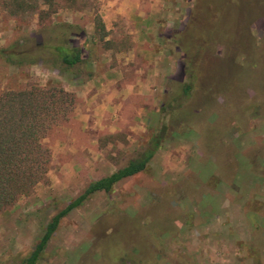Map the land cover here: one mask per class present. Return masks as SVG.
<instances>
[{"label":"rangeland","instance_id":"374dc122","mask_svg":"<svg viewBox=\"0 0 264 264\" xmlns=\"http://www.w3.org/2000/svg\"><path fill=\"white\" fill-rule=\"evenodd\" d=\"M79 1L60 2L46 22L76 25L70 42L83 44L84 63L16 67L0 55V93L57 83L74 94L41 139L43 178L0 211V264L17 263L54 213L137 157L161 124L144 170L68 211L35 264H264V0ZM95 15L129 45L104 48L91 35ZM22 35L37 38L36 15L0 4V48ZM189 61L203 90L171 108ZM88 102L119 108L78 119Z\"/></svg>","mask_w":264,"mask_h":264},{"label":"trees","instance_id":"16d2710c","mask_svg":"<svg viewBox=\"0 0 264 264\" xmlns=\"http://www.w3.org/2000/svg\"><path fill=\"white\" fill-rule=\"evenodd\" d=\"M60 2L73 10H79L83 6L79 0H0L1 7L9 16L31 13L36 15L37 38H31L32 44L26 45V41L30 38L22 35L13 39L6 47L0 48V55L5 57L8 64L18 67L22 64L47 63L55 69L66 71L85 62L81 53L84 49L83 44L70 42L71 36H77L81 32L80 30L78 32L75 24L47 26L46 21L50 12H54ZM91 22L93 24L91 35L101 41L104 48L119 44L121 47L118 49H122L125 43L129 45L128 37L125 43L115 42L113 38L108 37L109 30L98 15H95ZM177 35L178 32L174 30L173 35L168 37L176 38ZM186 39L188 45H192L193 40ZM204 42L205 39L202 43ZM205 44L211 45L206 41L203 46L201 45L200 50L203 49V53H210ZM194 48H197L195 44L191 46V53ZM198 54L202 55L201 52ZM189 64L190 61L186 62L188 66L186 80L177 81V88L171 92L173 93L171 108L175 109L176 104L177 106L181 104L180 101H175L176 98L194 97L203 90L194 85L196 77L194 78L193 74L197 63ZM242 96L241 100L244 102L249 98L246 94ZM73 102L74 94L66 92L57 83L8 89L0 93V211L14 203L19 196L26 195L35 183L43 178L49 150L41 139L57 119L66 118ZM162 108L164 110L165 107ZM166 129H168L166 125L161 124L157 133L149 138L147 146L137 157L109 174L90 181L78 196L49 218L31 249L19 256L17 263L14 264H35L59 220L90 194L96 191L109 192L121 179L143 171L159 147L164 133H167Z\"/></svg>","mask_w":264,"mask_h":264},{"label":"crops","instance_id":"0c3cea01","mask_svg":"<svg viewBox=\"0 0 264 264\" xmlns=\"http://www.w3.org/2000/svg\"><path fill=\"white\" fill-rule=\"evenodd\" d=\"M124 15V14H123ZM107 29V28H106ZM87 94V93H86ZM89 95V94H88ZM91 99V98H90ZM96 100V99H94ZM98 102V100L95 102V104ZM112 104V103H111ZM99 107H100V111L101 113L103 111H107L109 115V117H112L111 114L113 113H116V110L119 108L118 106H115L114 104H112L111 107H109L108 105H100V106H97V105H92L90 102H88V104H84V106L82 107L83 110L77 108V109H74V111L76 110L77 111V115H75L76 117H78V119H82V120H85V121H88V119H93L95 116V114L97 115V110H99ZM87 111H86V110ZM112 109V110H111ZM95 110V111H94ZM83 111V112H82ZM92 111V113H91ZM74 113V112H73ZM72 113V114H73ZM87 119V120H86ZM114 119V117L112 118Z\"/></svg>","mask_w":264,"mask_h":264}]
</instances>
